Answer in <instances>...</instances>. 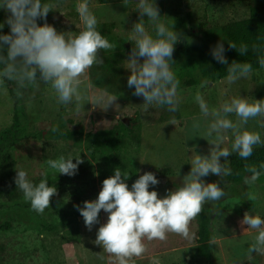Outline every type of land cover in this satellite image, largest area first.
Listing matches in <instances>:
<instances>
[{
  "label": "rangeland",
  "instance_id": "rangeland-1",
  "mask_svg": "<svg viewBox=\"0 0 264 264\" xmlns=\"http://www.w3.org/2000/svg\"><path fill=\"white\" fill-rule=\"evenodd\" d=\"M251 1L264 4V0H156V4L164 15V23L171 25L177 18H183L189 30L187 40L191 41L192 35L199 33L213 47L219 42L225 23L249 16ZM79 2L48 0L44 4L52 9L47 13L46 22L58 32L76 35L81 26L76 10ZM135 2L90 0L98 31L113 48L98 51L103 63L94 64L80 78V91L87 100L83 107H78L75 101L61 105L54 90L43 81L12 87L0 77V132L12 124L16 104L21 126L25 128L24 137L11 147L15 164L0 169V181L13 179L15 167L24 168L30 179L56 174L47 162L60 156L79 155L90 164L87 174L80 179L57 173L63 183L56 188V195L50 198L49 208L43 213L32 210L23 197L0 198V264H118L113 255L95 243L96 231L107 214L101 210L99 223L89 230L74 205L82 206L83 201L95 199L103 179L111 176L115 168L124 175L129 174L126 180L129 187L145 171L153 172L159 180V184L152 186L158 196L179 184L181 177L190 171V149L207 155L211 147L207 141L210 138L200 137L205 134L207 120L201 116L194 100L197 91L210 108L219 107L233 95L264 100V68L236 74L231 84L229 76L212 82L203 78L197 69L191 75L186 74L188 56L181 55L172 65L180 81L178 110L169 112L166 107L154 106L148 112L142 111L143 98L133 95L134 89L127 85L129 72L124 68L132 49L128 41L131 27L140 19V13L133 10ZM5 16L0 10V22ZM45 20L38 19L37 23ZM145 26L149 27L147 18ZM4 27L8 25L5 23ZM190 78L198 79L199 83L186 85ZM202 81H208L204 88H200ZM101 91L117 96L119 108L110 105L103 110L102 105L93 106L92 98ZM125 118L128 124L120 136L108 134L118 131ZM195 122L201 125L198 129L193 127ZM246 127L264 139V117L249 120ZM67 131L76 133L71 138L62 137ZM224 147L230 145L225 143ZM221 162L229 168V157L225 161L222 157ZM203 179L206 183H218L221 178L210 174ZM220 186L225 197L205 203L211 222L214 264H264V254L248 251L255 230L246 229L247 225L240 223L246 211L264 217V172L249 184ZM198 224V216L189 223L190 238L171 232L163 241L145 238V253L134 257L129 264H152L153 259L158 264H207L203 258L192 257L198 243Z\"/></svg>",
  "mask_w": 264,
  "mask_h": 264
},
{
  "label": "clouds",
  "instance_id": "clouds-1",
  "mask_svg": "<svg viewBox=\"0 0 264 264\" xmlns=\"http://www.w3.org/2000/svg\"><path fill=\"white\" fill-rule=\"evenodd\" d=\"M50 9L42 0H0V10L6 13L5 20L0 22V77L15 79L20 86L43 81L51 86L61 105L75 101L78 107H83L87 100L80 91V78L94 64L103 63L98 51L112 49L113 45L98 31L90 0H80L77 4L81 26L76 35L58 32L47 23L45 18ZM133 10L140 13V19L132 25L128 40L132 49L124 67L129 72L127 85L134 89L133 95L143 98L142 111L148 112L155 106L176 112L180 81L172 70L175 64L172 57L180 36L174 23L163 22L164 15L160 14L156 0H136ZM145 18L149 27L145 26ZM38 19L45 22L37 23ZM5 23L9 33L2 31ZM230 47L234 49L235 45ZM224 51L222 42L210 48L213 59L227 65ZM246 51V46H242L240 54ZM237 67L234 65L231 69L229 84L237 78ZM242 71L247 73L249 68L245 66ZM207 84L208 81H202L200 88ZM116 100L117 96L101 91L92 98L91 104L102 105L99 108L103 110L110 105L118 109ZM194 100L201 116L207 120L205 134L200 137L210 138L207 141L211 147L207 155L199 154L195 148L190 149V171L181 177L179 184L166 190L165 195L158 196L152 186L159 184V180L153 172L145 171L129 187L126 183L129 174L124 175L115 168L111 176L103 179L95 199L83 201L82 206L74 205L89 230L93 224L99 223L101 210L107 214L96 231L95 243L113 255L118 264H129L134 257H141L146 251L145 238L163 241L169 232L190 238L189 223L199 216L204 204L225 197L220 184L206 183L203 178L210 174L220 178L230 176L231 169L221 162L222 157L225 161L235 153L241 159H247L252 156L255 146L264 144L260 133L246 127L249 120L264 117V100L233 95L223 100L219 107L210 108L199 91ZM232 116L237 119L233 120ZM200 126L199 122L193 124L197 129ZM225 143L230 147H224ZM47 163L56 175L73 176L83 160L79 155L60 156ZM247 171L251 175L245 177V184L259 178L256 168ZM13 181L24 201L37 213L49 208L50 198L57 193L46 176L33 182L22 167H15ZM240 223L256 232L249 253L264 254V217L246 211ZM152 264H158V261L153 259Z\"/></svg>",
  "mask_w": 264,
  "mask_h": 264
},
{
  "label": "trees",
  "instance_id": "trees-1",
  "mask_svg": "<svg viewBox=\"0 0 264 264\" xmlns=\"http://www.w3.org/2000/svg\"><path fill=\"white\" fill-rule=\"evenodd\" d=\"M47 1L48 0H42L43 3ZM174 28L178 32L180 40L174 48L172 59L174 60L181 55L188 56V61L186 62L188 64L186 69L188 70L185 72L186 74L191 75L192 70L197 69L203 78L214 82L230 76L232 74L231 69L234 65L238 66L236 74L243 73L242 70L245 66L249 68V71L264 68V4L258 5L251 1L249 4V16L247 18L230 21L222 26L218 41L222 42L224 45V55L228 62L227 65H222L213 59L210 54L212 43L204 35L196 33L192 35L191 41L186 39L185 36L189 35V30L183 18H177L175 20ZM2 31L4 33H9L10 29L9 27H4ZM230 45H235V48H231ZM242 46H246L247 48V51L243 55L240 54ZM0 70H2V66H0ZM37 75H39V73H37ZM4 80L6 85H12V87L20 86L15 79L4 77ZM198 83V79L195 78H190L186 81V85H195ZM14 97H16V95H14ZM19 111V107L16 104L12 124L0 132V169L12 167L15 164V160L11 153V147L25 135V128L21 126ZM125 130V123H120L118 131H110L108 134L117 137ZM75 133L76 132L73 131H67L62 133L61 136L64 138H71ZM261 165H264V144L255 146L252 156L247 159H241L237 154L233 153L229 157V168L232 174L221 178L218 184H240L244 182L245 177L251 175V173L247 171L249 168H256L259 173L264 172V168H262ZM89 167V162L83 160L75 177L80 179L85 176ZM45 176L50 186L56 188L61 187L63 178L60 175L48 174ZM43 177L44 176H41L31 180H33V182H39ZM21 197H23V195L19 189H16L13 179L0 181V198L13 200ZM198 218V243L192 257H200L203 258L207 264H214L211 247V222L205 204Z\"/></svg>",
  "mask_w": 264,
  "mask_h": 264
},
{
  "label": "water",
  "instance_id": "water-1",
  "mask_svg": "<svg viewBox=\"0 0 264 264\" xmlns=\"http://www.w3.org/2000/svg\"><path fill=\"white\" fill-rule=\"evenodd\" d=\"M123 121L125 122V124H128V119L127 118H125Z\"/></svg>",
  "mask_w": 264,
  "mask_h": 264
}]
</instances>
